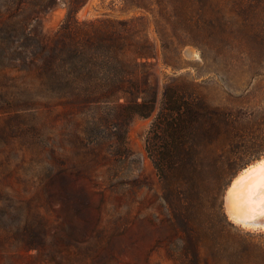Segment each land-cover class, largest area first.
<instances>
[{
	"label": "rangeland",
	"instance_id": "1",
	"mask_svg": "<svg viewBox=\"0 0 264 264\" xmlns=\"http://www.w3.org/2000/svg\"><path fill=\"white\" fill-rule=\"evenodd\" d=\"M78 2L0 0V23L12 28L8 57L0 58V87L17 91L0 99V264H189L187 234L175 220L166 181L147 149L164 84H195L222 109H234L239 98L248 100L243 106L249 110L262 111L264 56L258 60V52L264 45L252 43L255 55L240 53L237 46L220 52L204 46H186L178 53L169 48L172 65L167 66L162 39L171 42L174 35L165 20L158 26L150 12L133 8L140 0H85L76 8ZM137 17L146 19L147 35L158 50L152 72L159 81V96L153 116H135L125 125L124 140L120 131L102 123L115 103H50L41 96L39 80L9 57L13 48L26 52L36 50L39 42L50 43L68 19L83 23ZM237 65L261 69L253 76L222 75ZM253 162L237 171L228 169L218 194L212 178L205 184L196 178L189 188L194 237L207 233L201 203L218 222L213 233L224 223L233 234L264 235L237 225L227 213L230 183ZM176 186L178 209L185 217L188 186ZM221 202L226 218L210 210ZM209 248V258H214ZM251 260L260 263L256 257Z\"/></svg>",
	"mask_w": 264,
	"mask_h": 264
},
{
	"label": "trees",
	"instance_id": "2",
	"mask_svg": "<svg viewBox=\"0 0 264 264\" xmlns=\"http://www.w3.org/2000/svg\"><path fill=\"white\" fill-rule=\"evenodd\" d=\"M80 3L85 0L76 8ZM133 8L150 12L156 25L165 20L170 27L174 36L171 42L162 39L161 45L167 66L172 65L169 48L178 53L186 46H204L220 52L237 46L240 53L255 55L258 51L250 48L252 43L264 45V0H140ZM9 28L6 22L0 23L3 60L8 57L6 46L12 44ZM146 29L144 17L83 23L68 19L50 43L39 42L36 50L26 52L13 48L9 57L19 67L24 66L30 78L39 80L41 96L50 103H115L102 123L120 131L124 140L125 125L135 116H153L158 103L159 81L152 72L158 50ZM263 51L259 50L258 60H262ZM260 69L230 66L222 75L253 76ZM16 92L0 87V99H9ZM247 101L238 98L234 109H222L213 106L195 84H164L147 149L166 181L167 201L175 220L187 234L185 257L189 264H254L251 257L264 264V244L258 240H263V234H233L224 223L213 233L218 222L207 211V204L201 203L207 233L194 237L191 217L194 200L189 188L197 177L202 184L212 178L218 194L228 169L237 171L264 156V110H249L243 106ZM181 182L188 186L185 217L177 205L181 199L174 193ZM210 210L220 211L226 218L222 202ZM210 246L214 258H209ZM227 250L231 251L224 256Z\"/></svg>",
	"mask_w": 264,
	"mask_h": 264
},
{
	"label": "bare ground",
	"instance_id": "3",
	"mask_svg": "<svg viewBox=\"0 0 264 264\" xmlns=\"http://www.w3.org/2000/svg\"><path fill=\"white\" fill-rule=\"evenodd\" d=\"M227 213L246 229L255 218L264 216V158L248 167L235 182L228 194Z\"/></svg>",
	"mask_w": 264,
	"mask_h": 264
},
{
	"label": "water",
	"instance_id": "4",
	"mask_svg": "<svg viewBox=\"0 0 264 264\" xmlns=\"http://www.w3.org/2000/svg\"><path fill=\"white\" fill-rule=\"evenodd\" d=\"M264 157H262L261 159L253 162L251 165L247 166L246 168H244L230 183L227 193H226V198H228V194L230 193V190L234 187L235 182L240 178V176L243 174V172L245 170H247L248 167L255 165L256 163L260 162ZM234 222V221H233ZM236 223V222H234ZM251 226H250V230H255V231H264V216H258L257 218H255L253 221L250 222ZM243 228H245L243 225L241 224H237Z\"/></svg>",
	"mask_w": 264,
	"mask_h": 264
}]
</instances>
